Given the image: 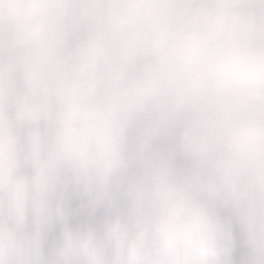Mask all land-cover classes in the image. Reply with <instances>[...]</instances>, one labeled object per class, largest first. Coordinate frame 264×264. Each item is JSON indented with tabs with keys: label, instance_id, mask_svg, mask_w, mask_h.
Here are the masks:
<instances>
[{
	"label": "clouds",
	"instance_id": "obj_1",
	"mask_svg": "<svg viewBox=\"0 0 264 264\" xmlns=\"http://www.w3.org/2000/svg\"><path fill=\"white\" fill-rule=\"evenodd\" d=\"M0 180L64 213L47 252L34 216L0 213V264H127L140 212L144 264L175 243L231 264L224 213L264 264V0H0Z\"/></svg>",
	"mask_w": 264,
	"mask_h": 264
},
{
	"label": "snow or ice",
	"instance_id": "obj_2",
	"mask_svg": "<svg viewBox=\"0 0 264 264\" xmlns=\"http://www.w3.org/2000/svg\"><path fill=\"white\" fill-rule=\"evenodd\" d=\"M40 115L41 113H36L34 118L38 119ZM21 164H23L22 157L11 162L8 169L9 177H11L13 168ZM15 184L19 186L20 191H13L10 193L7 201L0 195V213L8 210L17 214L21 220H23L26 215L34 216L38 232L41 229L47 230L49 226L55 224L57 220H62L64 218V213L59 208L53 212V209L49 206L47 189L44 186L37 183L33 194L32 189L25 186L23 180H17ZM4 189L5 182L0 180V194L4 192ZM178 211V209L167 210L166 215H161L165 230H176L174 217L178 214ZM153 225L154 217L152 215L143 212L137 214V231L135 239L131 240L129 244V251L132 257L127 261V264H144L143 261L135 259L134 253L137 242L143 241L152 233ZM127 235V230L122 229L118 223L113 225L108 233L109 241H114L118 250ZM213 243L222 254L228 252L231 245V235L225 225L219 224L217 226ZM91 264H103V261L95 257L91 261ZM155 264H209V262L205 259L197 258L195 254L188 251L187 248H183L178 243H175L170 244L160 251L159 258Z\"/></svg>",
	"mask_w": 264,
	"mask_h": 264
},
{
	"label": "flooded vegetation",
	"instance_id": "obj_3",
	"mask_svg": "<svg viewBox=\"0 0 264 264\" xmlns=\"http://www.w3.org/2000/svg\"><path fill=\"white\" fill-rule=\"evenodd\" d=\"M222 219L231 235L230 262L231 264H242L248 256V249L244 244L240 228L230 219L227 213L223 214Z\"/></svg>",
	"mask_w": 264,
	"mask_h": 264
},
{
	"label": "rangeland",
	"instance_id": "obj_4",
	"mask_svg": "<svg viewBox=\"0 0 264 264\" xmlns=\"http://www.w3.org/2000/svg\"><path fill=\"white\" fill-rule=\"evenodd\" d=\"M76 200L75 198L71 201V206L73 208H75L76 206ZM80 219L79 216H73V221L74 222H78ZM59 235V227L56 224H53L51 226H49V228L47 229L45 236H44V240H43V247L45 252L49 251L56 243L57 238Z\"/></svg>",
	"mask_w": 264,
	"mask_h": 264
}]
</instances>
